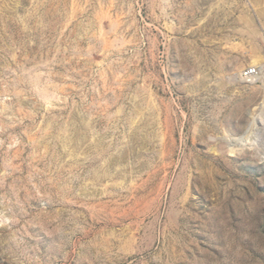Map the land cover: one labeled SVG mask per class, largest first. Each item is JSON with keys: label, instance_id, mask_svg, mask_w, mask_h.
I'll return each instance as SVG.
<instances>
[{"label": "rangeland", "instance_id": "374dc122", "mask_svg": "<svg viewBox=\"0 0 264 264\" xmlns=\"http://www.w3.org/2000/svg\"><path fill=\"white\" fill-rule=\"evenodd\" d=\"M253 56L264 0H0V264H264Z\"/></svg>", "mask_w": 264, "mask_h": 264}, {"label": "bare ground", "instance_id": "6f19581e", "mask_svg": "<svg viewBox=\"0 0 264 264\" xmlns=\"http://www.w3.org/2000/svg\"><path fill=\"white\" fill-rule=\"evenodd\" d=\"M250 63L258 65L259 58L253 56ZM262 81L264 82V75L262 76ZM246 131L247 132L244 136L229 137V144L233 147L241 146L242 144L249 142V144L251 143L255 145L256 149L264 155V107H257V110L253 114V120L249 123Z\"/></svg>", "mask_w": 264, "mask_h": 264}, {"label": "built area", "instance_id": "2783aa9c", "mask_svg": "<svg viewBox=\"0 0 264 264\" xmlns=\"http://www.w3.org/2000/svg\"><path fill=\"white\" fill-rule=\"evenodd\" d=\"M264 75V62L258 65H250L245 67L242 71L238 73L239 79H242L247 84H255L257 82L263 83L264 89V82L262 81V76ZM262 100H264V95Z\"/></svg>", "mask_w": 264, "mask_h": 264}, {"label": "crops", "instance_id": "0c3cea01", "mask_svg": "<svg viewBox=\"0 0 264 264\" xmlns=\"http://www.w3.org/2000/svg\"><path fill=\"white\" fill-rule=\"evenodd\" d=\"M226 3H227V2H226ZM254 17H255V15H254ZM255 20H257V19H255ZM250 30H251V33H252V31H254V29L252 30V28H250ZM253 33H254V32H253ZM255 33H256V35H257V31H256V30H255ZM257 37H258V36H257ZM236 45H237V44H234L233 49H235V50L237 49V50H238V48H237L238 46H236ZM237 50H236V51H237ZM238 51H239V50H238Z\"/></svg>", "mask_w": 264, "mask_h": 264}]
</instances>
